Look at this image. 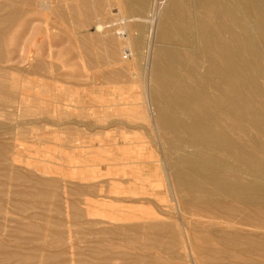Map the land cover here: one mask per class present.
<instances>
[{"label": "rangeland", "instance_id": "rangeland-1", "mask_svg": "<svg viewBox=\"0 0 264 264\" xmlns=\"http://www.w3.org/2000/svg\"><path fill=\"white\" fill-rule=\"evenodd\" d=\"M30 1L27 6L18 7L26 17L12 34L10 47L15 51L24 49L22 58L32 57L30 62L5 66L6 70L25 68L30 72L14 75L13 81H25V85L21 82V94L14 98L15 107L21 104V109L14 107L0 113V124L4 125V129H0L3 133L0 142L7 145L2 153L4 162L0 163L3 178L0 190L5 195L1 204L9 213L6 219L9 222L0 223L8 224L7 229H10L14 226L11 221L25 219L14 212V203H18L25 206V210L29 209V214H38L36 208L42 211L48 208V212L52 211L50 218L57 216L59 206L63 209L60 219L67 225L68 206H76L83 214L84 225L71 227L72 232L81 229L88 235L90 227L100 232L120 231V238H96L103 245L101 259L116 255L110 264H130L133 258H145L143 264H207L205 250L210 246L230 250L231 261L241 263L242 258L248 256L256 262H264V254L220 241L207 221H203L205 226H200L193 221L195 218H183L180 208L191 216V206L181 203V195L177 199L171 190L167 168L173 161L167 156L168 147L157 132L151 97L154 83L150 79L159 43L157 26L170 0L152 2L141 17L121 10L120 5L127 0H107L105 11L93 17L87 28L78 26L76 20L73 25L70 16H84L85 7L90 4L80 0ZM38 5L48 9L43 10ZM101 5L98 0L92 3L97 9ZM122 19L126 20L129 32L120 35L117 31L124 25ZM134 24L144 29L140 34L144 40L141 50L134 45L130 48L125 40V34H131ZM106 34L116 37L119 47L112 49ZM132 34L138 35V32ZM90 36L101 38L102 42L105 38L104 46L101 41L100 45L94 43V47L85 46L82 42ZM112 51L115 55L110 57ZM38 61L46 65L44 70L34 73L29 65ZM144 162H152L149 166L159 171L161 183L153 185L154 176L146 172ZM158 178L161 179L160 175ZM16 194L22 196L18 198ZM30 194L49 197V201H32L26 196ZM54 208L56 213H53ZM116 217L123 220L118 221ZM39 219L35 225L42 227L43 219ZM51 223L49 227L54 225ZM159 224L169 225L181 235L179 254H184V244L188 250L184 232L187 229L196 260L194 257L180 260L157 249L141 250L138 245L144 244L152 234L151 227ZM260 234L263 236L264 232ZM92 241V236L85 241L73 238L74 246L83 252L92 247H89ZM53 252L45 248L41 255ZM86 254L83 256L89 257ZM71 257V254L66 255L68 264L80 259Z\"/></svg>", "mask_w": 264, "mask_h": 264}, {"label": "bare ground", "instance_id": "bare-ground-1", "mask_svg": "<svg viewBox=\"0 0 264 264\" xmlns=\"http://www.w3.org/2000/svg\"><path fill=\"white\" fill-rule=\"evenodd\" d=\"M9 1L0 0V113L14 109L15 95L21 94L19 91L23 83L25 85L23 79L13 81L15 73L30 72L25 68L6 70L5 66L24 64L32 57L22 58L24 49L20 50L19 47L20 51H15L10 47L13 42L11 36L25 16V12L19 11L18 7L27 6L32 1ZM80 1L90 6L85 7L84 16L71 15L70 19L73 25L75 20L78 21L81 28L105 11L104 5L108 2L98 0L102 5L97 9L96 6L92 7L96 0ZM155 1L164 0H127L120 8L130 16L135 14L141 17ZM167 3L157 26L159 43L151 65L150 79L154 83L151 97L157 132L168 147L167 156L173 161L167 168L171 190L177 199L181 195V203L191 206V216L180 208L183 218H195L193 221L200 226H205L203 221H207L208 226L215 230V236L226 245H240L264 254V234H260L264 232V0H170ZM38 6L43 10L48 9ZM122 15H125L123 11ZM123 20L124 25L117 31L120 35L129 32L127 22ZM141 26L134 24L130 29L131 34H125L129 47H144L141 36L144 29ZM134 31L138 35H133ZM110 34H106V40L115 50L119 47L118 39ZM22 39L24 37L20 39L21 42ZM102 39L103 42L101 38L90 36L82 39V43L94 47L101 41L104 46L106 40ZM114 52L109 56H114ZM45 65L38 61L29 66L35 73L44 70ZM12 71L14 73H10ZM9 81H13L12 84ZM15 109L19 111L21 104ZM0 129H4L3 124H0ZM6 148L7 145L0 142V163L4 162L2 153ZM2 181L0 175V188ZM162 181V178H158V184ZM137 184L141 185L139 181ZM16 195L18 198L22 196ZM4 196L0 190V221L9 222L6 220L9 213L1 204ZM26 196L32 201H49V197L43 195ZM23 207L18 203L13 206L15 214L24 216L27 221H11L14 226L10 229H7V223H0V264H68L67 254H71V258H80L78 261L72 260L70 264H110V260L116 257L110 253V257L101 259L103 245L96 238H120L119 230L100 232L90 227L88 235L81 229L75 233L71 231V227L84 225L83 214L76 206H68L70 214L67 213V225L60 219L63 209L59 206L57 216L52 218V211L48 212V208L40 209L42 213L36 208L38 214H29V209ZM56 212L54 208L53 213ZM174 212L178 215L176 210ZM39 218L45 221L41 220V225L44 224L42 227L35 225ZM115 219L120 221L121 218ZM49 223L54 225L49 227ZM151 230L152 234L145 239V243L138 245L141 250L157 249L180 260L195 259L192 237L187 229L184 232L188 250L184 244V254L178 253L181 235L171 226L159 224L152 226ZM241 233L246 235L241 236ZM91 236L92 245L88 242L91 248L83 252L74 246L73 238L85 241ZM67 245L69 248L64 249ZM45 248H51L54 252L41 255ZM205 252L208 255L207 264H264L248 256L243 257L241 263L231 261L233 256L230 250L216 249L214 246L208 247ZM83 254L89 255L86 257L91 261ZM227 259L230 261L227 262ZM145 262V258H133L130 264Z\"/></svg>", "mask_w": 264, "mask_h": 264}, {"label": "crops", "instance_id": "crops-1", "mask_svg": "<svg viewBox=\"0 0 264 264\" xmlns=\"http://www.w3.org/2000/svg\"><path fill=\"white\" fill-rule=\"evenodd\" d=\"M144 164L146 165V168H147V171L146 172L148 174L151 173L154 176V180H152L153 185L154 184L155 185L158 184V176H159V173L156 171V169L154 167L149 166V165H152V162H148V163L145 162ZM143 167H145V166H143Z\"/></svg>", "mask_w": 264, "mask_h": 264}, {"label": "built area", "instance_id": "built-area-1", "mask_svg": "<svg viewBox=\"0 0 264 264\" xmlns=\"http://www.w3.org/2000/svg\"><path fill=\"white\" fill-rule=\"evenodd\" d=\"M128 57V55H126V58Z\"/></svg>", "mask_w": 264, "mask_h": 264}]
</instances>
